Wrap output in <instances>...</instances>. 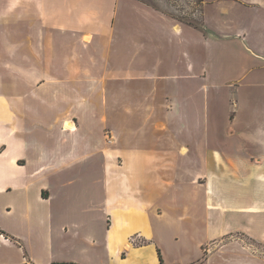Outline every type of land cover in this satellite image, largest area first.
I'll return each mask as SVG.
<instances>
[{
    "label": "crops",
    "instance_id": "0c3cea01",
    "mask_svg": "<svg viewBox=\"0 0 264 264\" xmlns=\"http://www.w3.org/2000/svg\"><path fill=\"white\" fill-rule=\"evenodd\" d=\"M201 4L196 28L137 0H0L1 76L22 90L0 92V212L36 242L0 222V247L21 264H35V246L62 263L53 237L67 230L81 238L75 252L102 245L123 264L155 240L150 215L186 224L187 238L201 230L197 246L233 233L264 244V112L217 105L224 82L264 89V0ZM230 54L252 65L227 67ZM134 233L147 244L128 250ZM154 246L144 264H165ZM227 256L264 264L201 260Z\"/></svg>",
    "mask_w": 264,
    "mask_h": 264
},
{
    "label": "rangeland",
    "instance_id": "374dc122",
    "mask_svg": "<svg viewBox=\"0 0 264 264\" xmlns=\"http://www.w3.org/2000/svg\"><path fill=\"white\" fill-rule=\"evenodd\" d=\"M140 3L148 5L160 12L165 13L166 15L176 19L178 22L191 25L196 28H201V6L202 4L199 0H137ZM241 59V60H239ZM227 63V67L231 66L236 67L241 66L240 63L245 64L247 66H251L253 60L248 58V60H244V56L230 54L226 56L223 60ZM231 62V63H230ZM224 63V64H225ZM223 67V65H222ZM225 67V69H227ZM244 70L241 68H235L230 70L229 73L232 76L234 73L236 75L242 74ZM221 70H218L220 72ZM239 71V72H238ZM263 72V71H262ZM49 77H59V70L57 69H49L48 70ZM229 73L223 74L222 78L224 79ZM244 73V72H243ZM4 74V70L0 69V92L1 93H13L17 90L15 86L9 85V77L4 78L1 76ZM263 76V75H262ZM50 80V79H49ZM252 79L244 78L239 86L240 88L237 92H233L229 87L233 86L235 83L226 84L223 89L219 93V99L217 100V105L221 112H234L235 110H240V112H264V89L258 90V88H253V84H251ZM227 87V88H226ZM246 87V88H244ZM126 90L123 93H126L129 98L133 97L135 99V85L130 84L125 87ZM124 88V89H125ZM127 91V92H126ZM235 97V100L233 98ZM132 99V98H131ZM133 100V99H132ZM135 101V100H133ZM237 101L239 105L235 108V104L233 102ZM53 112L49 110V113ZM107 137V136H106ZM107 139H112V137L108 136ZM114 149V148H113ZM113 156H115L113 154ZM82 185V184H81ZM83 201L91 202L89 198H83ZM59 203V198L58 201ZM7 203V197H0V204ZM83 204V202H82ZM66 206L72 208V203L68 202ZM73 212L70 211L69 208H66L63 212L64 217L72 216ZM88 215L87 213H85ZM98 218V212L94 214H90L91 217ZM57 223L59 222V206L57 211ZM148 225L150 226V230L154 233V239L152 244L147 245L143 250H139L138 253H131L129 259L123 264H144L148 261H151V257H153V250H155L156 245L160 250L164 257L165 264H203L205 260H201V257H211L214 254H234V253H243L251 256L252 258H256L259 260H264V244L254 242L253 240H249L247 237L242 236L241 234H227L218 240L208 243H202L200 246H197V242L202 238L201 230H198L194 236L188 235H180L178 233L179 230L187 229V225L184 223H179L178 225H165L160 224L156 218L153 216H148ZM0 222L6 227L9 225L11 228L17 233L23 235L28 238L30 242H35V235L32 231H29L23 227L14 225L11 220L7 218V216L2 215L0 212ZM57 223L55 225H57ZM93 229L89 230L95 234H100L102 231V227L104 226V222L95 220L93 223ZM69 229V227H68ZM81 230H85L81 228ZM61 234L53 237V254L59 258V261L62 262L60 264H120L119 261L110 259V256L107 254L105 247L102 245L91 247L89 253L83 252H75L74 247H78L81 244V238L73 235L69 230L67 232L61 231ZM184 233V232H183ZM172 235L178 237V240L175 241L172 238ZM37 237V235H36ZM147 242L142 237V235L133 234L129 237L128 240V250L129 248H140L146 245ZM69 247L70 250L66 252V248ZM87 248V246H84ZM35 251L39 257L35 261V264H45L46 263V254L41 251V248L35 246ZM130 253V252H129ZM199 254V255H198ZM4 258L7 264H21V255L20 253L12 248H1L0 247V259ZM197 258V259H196ZM228 260L224 262L226 264H233V259L230 256H227ZM201 260V261H200ZM28 261V262H27ZM25 261L23 264H34L32 260ZM192 261V262H191ZM190 262V263H189Z\"/></svg>",
    "mask_w": 264,
    "mask_h": 264
},
{
    "label": "bare ground",
    "instance_id": "6f19581e",
    "mask_svg": "<svg viewBox=\"0 0 264 264\" xmlns=\"http://www.w3.org/2000/svg\"><path fill=\"white\" fill-rule=\"evenodd\" d=\"M66 128H73V125L71 123H66Z\"/></svg>",
    "mask_w": 264,
    "mask_h": 264
},
{
    "label": "trees",
    "instance_id": "16d2710c",
    "mask_svg": "<svg viewBox=\"0 0 264 264\" xmlns=\"http://www.w3.org/2000/svg\"><path fill=\"white\" fill-rule=\"evenodd\" d=\"M200 3H202V0H199Z\"/></svg>",
    "mask_w": 264,
    "mask_h": 264
}]
</instances>
